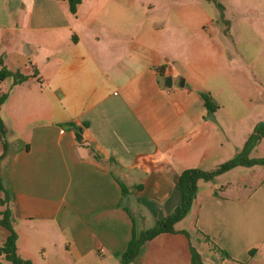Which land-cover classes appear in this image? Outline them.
Segmentation results:
<instances>
[{
  "label": "crops",
  "instance_id": "1",
  "mask_svg": "<svg viewBox=\"0 0 264 264\" xmlns=\"http://www.w3.org/2000/svg\"><path fill=\"white\" fill-rule=\"evenodd\" d=\"M93 11L84 0L74 14L65 0H0V60L28 76L3 104L8 134L20 138H7L11 152L2 157L0 137V172L17 253L33 264H119L132 230L152 227L179 204L183 170L211 169L239 147L222 142V118L201 99L208 75L200 66L190 77L127 34L121 17L110 30ZM181 75L182 87L163 85ZM16 104L26 112L21 123L11 115ZM230 113L228 123L238 117ZM260 120H250L242 141ZM213 182L196 195L190 227L211 248L203 264H219L218 249L230 256L220 264H264V180L245 198L241 184ZM218 183L238 196L216 192ZM8 234L0 225V246ZM0 264L12 263L1 254ZM131 264H191L190 241L158 234Z\"/></svg>",
  "mask_w": 264,
  "mask_h": 264
},
{
  "label": "rangeland",
  "instance_id": "2",
  "mask_svg": "<svg viewBox=\"0 0 264 264\" xmlns=\"http://www.w3.org/2000/svg\"><path fill=\"white\" fill-rule=\"evenodd\" d=\"M214 1L222 5V16ZM84 2L93 5V14L105 17L104 22L107 21L106 25L110 30L117 27L116 21L121 17L122 23L125 22L124 30L127 34L132 32L134 37L141 36L144 46L165 52L171 62L190 77H193L192 67L200 66L205 71L208 76L203 82L206 88L204 92H208L213 102L219 105L216 111L223 121L222 142L225 144L235 142L239 149L244 143L243 131L250 120L253 118L264 120V0H84ZM156 30L159 31V36L149 38L148 34ZM31 36L36 41L44 42L36 33H32ZM22 47L28 52L26 43ZM5 51L6 48L1 46L0 55ZM32 56L40 58V54L36 52ZM4 62L7 64L6 60ZM1 67L0 64V69ZM6 67L11 68L10 65ZM10 85L9 78L0 81V95L7 92ZM230 97L235 103L229 100ZM235 104L238 107L233 106ZM11 110L15 111L11 115L21 123L25 110L17 104L13 105ZM5 111V106H0V116L7 120ZM233 111L238 117L231 118V123L226 122L223 117L231 116L230 112ZM8 120H12L9 115ZM14 122L12 121V124ZM7 138L10 141L17 140L20 135L8 134ZM234 155L229 156L232 158ZM253 155L264 156V137ZM208 166L214 169L217 165L209 163ZM263 172L264 166L237 167L227 173V177L221 182L226 184L231 181L234 186L241 184L239 197L245 198L259 188L264 180ZM239 175L244 180L239 179ZM215 183L200 182L196 195L212 190ZM216 186L218 193L238 196L234 194V190L221 188L219 183ZM196 205L195 196L187 218L176 223L174 227L189 233L188 238L181 232L190 241V248L193 247L202 256L210 255L211 248L207 241L190 230ZM217 262L219 263V257ZM204 264L217 263L205 257Z\"/></svg>",
  "mask_w": 264,
  "mask_h": 264
},
{
  "label": "trees",
  "instance_id": "3",
  "mask_svg": "<svg viewBox=\"0 0 264 264\" xmlns=\"http://www.w3.org/2000/svg\"><path fill=\"white\" fill-rule=\"evenodd\" d=\"M69 5L71 13H76L77 6L81 3V0H66ZM216 6L220 10V16H222V5L217 1H214ZM0 69V81L6 78L11 79V85L7 92L0 95V106H2L8 99L9 95L13 91L14 87L28 79V76L22 73L20 70H12L3 65ZM201 99L208 111L213 112L218 108V105L213 102L211 95L208 92L200 93ZM9 133V127L6 121L0 116V137L4 139V152L3 156L8 155L11 152L9 142H7V135ZM264 137V120L257 121L245 139L242 146L236 151L235 155L217 165L214 169L205 170L201 168H189L183 170L178 177V190L181 194L179 204L172 210L171 213L162 217L154 223L150 228L137 231L135 228L132 230V236L128 242L127 248L121 256L119 264H131L140 252V248L147 241L151 240L158 234L164 232H183L189 238L187 231L176 229L174 225L182 221L189 213L192 201L196 196V191L200 182L224 180L227 173L231 172L237 167H253L264 166V156H256L255 149ZM0 157V159L2 158ZM122 190L125 193L126 188L122 185ZM10 194L8 189L4 186L3 178L0 172V225L6 228L9 232L5 242L0 246V255L3 254L7 260L12 264H33L31 260L20 257L17 253V239L18 235L14 229V217L11 206L8 205ZM219 252V264L222 259H230L228 253L224 250L218 249ZM255 249L249 250V254L252 255ZM203 256L200 255L193 247H191V264H203ZM229 264H245L242 262L232 261Z\"/></svg>",
  "mask_w": 264,
  "mask_h": 264
},
{
  "label": "water",
  "instance_id": "4",
  "mask_svg": "<svg viewBox=\"0 0 264 264\" xmlns=\"http://www.w3.org/2000/svg\"><path fill=\"white\" fill-rule=\"evenodd\" d=\"M168 80V82H167ZM163 85L165 87H182L184 85V78L182 76H177V77H165L164 78V83Z\"/></svg>",
  "mask_w": 264,
  "mask_h": 264
}]
</instances>
